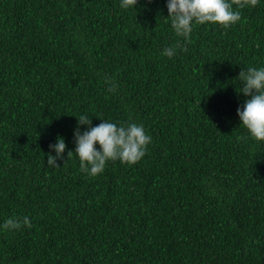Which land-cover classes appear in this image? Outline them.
<instances>
[{
	"label": "trees",
	"instance_id": "obj_1",
	"mask_svg": "<svg viewBox=\"0 0 264 264\" xmlns=\"http://www.w3.org/2000/svg\"><path fill=\"white\" fill-rule=\"evenodd\" d=\"M167 3L0 0V225L31 222L0 227V264H264V142L237 114L241 71L264 67V0L186 45ZM82 115L143 125L145 157L81 172Z\"/></svg>",
	"mask_w": 264,
	"mask_h": 264
},
{
	"label": "clouds",
	"instance_id": "obj_2",
	"mask_svg": "<svg viewBox=\"0 0 264 264\" xmlns=\"http://www.w3.org/2000/svg\"><path fill=\"white\" fill-rule=\"evenodd\" d=\"M152 0H149L151 3ZM259 0H168L167 8L171 28L175 36L183 38L185 45L191 42V35L195 25L215 24L228 30L241 21V11L245 8H255ZM138 0H121L122 8L137 7ZM180 48L187 52L186 46L179 41L173 47L165 48L163 55L171 58ZM238 80L242 82L240 94L248 97L237 114L242 126L247 129L251 137L264 142V67L259 69L249 67L242 70ZM108 91H115V85L109 84ZM79 124L75 131V154L80 161L81 172L93 177L103 173L109 161L119 160L123 164L134 166L146 155L152 138L148 135L143 125L129 123L127 126L112 122H102L98 126H92V120L87 116L78 118ZM87 125V130L81 133L80 127ZM244 139V137H239ZM99 144L101 150H97ZM56 153L47 156L49 166L59 168L57 159H63L66 143L58 137L57 142L50 145ZM68 159L73 155L68 152ZM24 226L31 227L27 216L22 219L12 217L0 225L5 231L20 230Z\"/></svg>",
	"mask_w": 264,
	"mask_h": 264
}]
</instances>
